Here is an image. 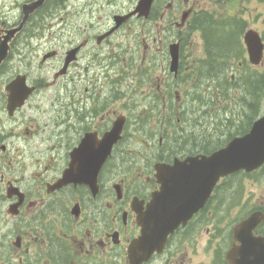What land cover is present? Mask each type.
<instances>
[{
    "label": "flooded vegetation",
    "instance_id": "af4514ba",
    "mask_svg": "<svg viewBox=\"0 0 264 264\" xmlns=\"http://www.w3.org/2000/svg\"><path fill=\"white\" fill-rule=\"evenodd\" d=\"M37 1L0 0V46H8L0 62V264H134L129 249L141 232L137 209L159 190L156 165L194 157L202 147L184 117L196 103L186 78L199 63L187 55L197 0H155L146 20L131 18L109 35L113 24L97 32L100 26L71 28L68 38L58 37L61 16L86 14L91 0H44L22 26L24 7ZM133 20L148 33L141 56L138 36L127 47L111 43ZM22 78L26 88L18 93L31 92L11 107L7 88ZM140 88L147 95L141 113ZM118 120L122 138L103 160L102 141ZM134 120L147 137L137 139L138 147L128 134ZM224 186L221 181L161 252L141 264H241L249 254L235 228L264 214V206L221 198L232 190ZM226 210L237 214L225 216ZM253 235L264 239V221Z\"/></svg>",
    "mask_w": 264,
    "mask_h": 264
},
{
    "label": "water",
    "instance_id": "95a60500",
    "mask_svg": "<svg viewBox=\"0 0 264 264\" xmlns=\"http://www.w3.org/2000/svg\"><path fill=\"white\" fill-rule=\"evenodd\" d=\"M44 0L24 7V21L42 6ZM153 0H139L135 11L125 17H115L116 28L131 15L147 18ZM17 32V30H14ZM244 44L253 65H258L263 57V44L259 35L248 30L244 34ZM7 43L0 46V62L6 57ZM171 70L177 68V52L171 51ZM15 80L7 88L10 92L9 105L19 106L31 91H18L24 85ZM19 86V87H18ZM17 91L13 92L15 88ZM26 88V86L24 85ZM123 122L118 120L102 141V159L110 154L112 146L120 139ZM264 164V116L256 120L248 133L235 137L228 144L209 156L188 157L183 161L174 160L172 165H156V178L159 191L153 194L146 209H137L138 224L141 234L132 242L129 253L131 262L141 264L155 251L160 252L167 236L180 224L187 221L205 205L213 188L220 178L238 171L251 172ZM262 214H253L240 223L234 231V237L241 243V248L249 255L246 262L264 264V239L255 241L254 228L262 221ZM245 264V263H244Z\"/></svg>",
    "mask_w": 264,
    "mask_h": 264
},
{
    "label": "rangeland",
    "instance_id": "374dc122",
    "mask_svg": "<svg viewBox=\"0 0 264 264\" xmlns=\"http://www.w3.org/2000/svg\"><path fill=\"white\" fill-rule=\"evenodd\" d=\"M189 1L190 3L192 2V0ZM215 1H217V3H215ZM219 1L221 0H197L195 9H205L213 11L217 16H226L228 15V13L229 15H231V13L235 12V8H238L240 12H243V14H239H242L244 21L247 23V29H253L259 32L261 35L263 34L262 36L264 38V0H240V4L236 5L238 7H235L233 9V12L227 13H225L226 10L224 7L231 8L232 11V6L230 5L229 0H227L228 4L224 5V7L219 4ZM137 2L138 0H91V6L87 7L86 14L83 15L80 14L81 12H72L74 14L72 18L70 13L61 16L63 18V21L59 23V26L57 28L59 33L58 37L68 38L70 37V34L74 35V32L71 28H73L75 31H78L85 25L100 26L99 28H95L96 32L99 29L108 30L113 24L112 18L114 15L126 14L134 8ZM70 21L72 23L71 26L68 25ZM142 26L143 23L141 24L135 20L131 21L129 23V26H126V28H122L118 31L117 34L113 36V38L111 39V43L119 45L121 47H127L129 45H134L136 37L138 36L139 39L137 40V42L139 44V56H141L142 40L148 37L147 32L143 31L142 34ZM191 43L192 48L189 50L187 55L194 60L202 56V41L200 40L198 33H193ZM241 43L242 40L240 38V53L244 47H242L243 44L241 45ZM122 57L124 59H129V56H127L126 54H123ZM190 58L189 61H191ZM238 59H241V56ZM258 70L260 72L263 71L261 67H258ZM258 70L251 71L250 74H253L255 72L259 73ZM230 73L231 75L236 74L235 69L229 72V75ZM191 88V93H195L194 89L196 87L191 86ZM202 92L201 90L198 91L197 95L198 97H206L207 102L203 104V101L199 100V98L197 97L196 103H192L193 105L190 104L191 106H189V108L185 110L186 113L184 114V117L190 119L191 121L188 122V127L187 122L185 121V126L186 128H188L187 130L193 132L195 131V133H198L201 138L202 134H204L205 139L208 137L207 133H209V135L212 134L216 144L217 141H219L218 139H220V142H223L226 136H229L231 134L238 135L239 132L242 134L244 128H247L248 126L247 123L252 122L256 118L264 114V99H262L258 106L257 114L255 112H248L245 114L249 115L250 117L247 118V116H244V112H246V107L241 106L240 97L242 96L243 92L242 89H240V86L236 87L231 93H229L228 91L225 93L224 98L227 99L226 101H221V104L224 106H220L219 108H217L218 105H214L216 104L215 99L213 102L210 101V90ZM146 100L147 95L145 94V89L140 88L138 90V101L136 98L139 113L144 111L141 108V103ZM200 115L206 122H203V119L200 117ZM134 117L135 114H133L132 118ZM143 119L145 122H154L152 119H148L145 117H143ZM193 120L199 122L200 125H197L195 127L190 126L191 124H193ZM135 127L136 121L134 120L129 123L128 134H134V137H132L131 145L135 144V147H138L136 142L141 139V137H147H143L144 135L138 132ZM198 152L200 151L198 150ZM225 182L226 186L232 188V190L227 189L222 195H220L221 198H223L224 196L230 199L235 197V201L239 204H243L246 200H248L247 204H250V206L252 207L264 206V170L254 174L251 177L235 176L226 180ZM229 214H237V211L232 212V210H226L223 213V215L225 216H228Z\"/></svg>",
    "mask_w": 264,
    "mask_h": 264
},
{
    "label": "trees",
    "instance_id": "16d2710c",
    "mask_svg": "<svg viewBox=\"0 0 264 264\" xmlns=\"http://www.w3.org/2000/svg\"><path fill=\"white\" fill-rule=\"evenodd\" d=\"M193 23V30L199 31L204 43L202 71H206L209 78L225 72L230 62L240 56L237 54L238 51L240 53L239 38L244 31L242 22L232 18L219 20L212 13H202L199 18H195ZM235 83L233 86L241 85L243 92L240 102L242 107H246L244 116L249 118L250 116L245 114L248 112L257 114L258 106L264 99V72L241 76ZM251 123H247L248 126L244 128L242 133L247 131ZM233 136L231 134L228 138Z\"/></svg>",
    "mask_w": 264,
    "mask_h": 264
}]
</instances>
